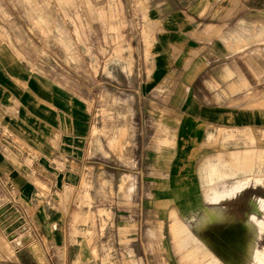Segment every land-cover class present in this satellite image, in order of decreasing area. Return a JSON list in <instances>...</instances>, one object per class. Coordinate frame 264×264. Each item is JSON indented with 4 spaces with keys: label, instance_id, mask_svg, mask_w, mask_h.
Returning a JSON list of instances; mask_svg holds the SVG:
<instances>
[{
    "label": "rangeland",
    "instance_id": "obj_1",
    "mask_svg": "<svg viewBox=\"0 0 264 264\" xmlns=\"http://www.w3.org/2000/svg\"><path fill=\"white\" fill-rule=\"evenodd\" d=\"M179 4V0H0V76H9L0 80L9 96L0 98V138L5 140L1 152L11 157L12 150H32L26 126L33 127L37 118L41 121L43 114L48 115L51 104L45 91L63 90L81 104L88 130L75 153L86 156L87 171L83 192L66 201L74 235L94 243L96 255L88 264H164V242L179 255L173 257L174 263L215 264L220 261L210 251L191 257L171 234V210L197 232L196 218L190 216L202 192L215 214L227 215L222 201L240 196L237 206L246 213L242 222L250 218L252 199L264 198L262 132H241L234 144L220 140L221 132L208 131L204 142L187 135L174 142L179 135L172 130L170 140L164 135V125L172 119L163 107L164 82L159 80L165 76V66L157 65L163 55L159 48L163 32L156 29L150 42L146 21L157 20L163 30L167 18L162 15ZM235 33L238 38L249 34ZM254 36L264 40V24ZM21 108L29 114H22ZM184 124L195 123L186 118ZM53 139L58 141V135ZM150 148L167 158L173 154L165 165L166 176L154 177L148 170L155 163L148 158ZM214 161L227 162L246 175L215 177L210 185L205 173ZM157 188L172 189L176 207H150L148 189ZM262 198L256 199L261 205ZM214 227V232L225 231L218 224L205 231ZM253 229L264 230V221L253 223ZM259 247H264V232ZM52 249L57 260L63 259L57 246Z\"/></svg>",
    "mask_w": 264,
    "mask_h": 264
},
{
    "label": "crops",
    "instance_id": "obj_2",
    "mask_svg": "<svg viewBox=\"0 0 264 264\" xmlns=\"http://www.w3.org/2000/svg\"><path fill=\"white\" fill-rule=\"evenodd\" d=\"M179 1L178 9L162 15L167 18L163 30L157 20L146 21L150 42L156 29L163 32L159 43L163 55H159L157 65L165 66V76L159 80L164 82L163 107L172 119L164 125V135L170 140L172 130L179 135L174 142L182 135L197 136L204 142L208 131L221 132L220 140L234 144L240 141L236 136L241 132L255 131L262 132L264 139V40L254 36L264 24V0ZM238 30L249 34L238 38ZM8 77L0 76V80ZM4 84H0V98L8 100ZM44 93L51 104L48 115L41 114L43 120L37 118L33 127L26 126L27 145L32 150H12L9 157L1 152V141L5 140L0 138V264H78L79 260L88 264L96 255L94 243L74 235V219L66 201L71 194L83 192L86 156L75 152L81 147L77 144L85 138L88 123L81 104L68 92L53 88ZM21 109L22 114H29ZM186 118L195 124L186 126ZM55 135L59 137L56 142ZM147 153L155 162L148 170L154 177L166 176L165 165L173 154L167 158L156 148ZM148 192L150 207H176L172 189ZM239 199L222 201L229 212L215 214L202 192L201 202L190 216L196 218L197 232L175 209L170 212V232L187 253L193 243H200L223 264H264V247H259L263 233L253 234L252 222H242L246 213L237 206ZM211 224L223 226L225 231L214 232L215 227L205 231ZM221 240L228 242L226 248L218 243ZM164 243V264H187L184 260L174 263L173 257L176 260L179 255ZM53 244L63 252V259H56ZM240 248L242 260L237 262Z\"/></svg>",
    "mask_w": 264,
    "mask_h": 264
},
{
    "label": "bare ground",
    "instance_id": "obj_3",
    "mask_svg": "<svg viewBox=\"0 0 264 264\" xmlns=\"http://www.w3.org/2000/svg\"><path fill=\"white\" fill-rule=\"evenodd\" d=\"M264 158V157H263ZM261 160H262V157H261ZM235 162V161H234ZM247 162V161H246ZM241 164V163H240ZM250 167V166H249ZM261 168V167H260ZM240 169V167H239ZM249 169V168H248ZM254 169V168H253ZM246 170V169H245ZM205 171V170H204ZM245 171H241V170H237L236 169H233L231 168L230 164H228L227 162H210L208 163L207 167H206V176H208L209 180L211 181V184H214L212 181L215 177H217L218 179L220 180H223L225 178H236L238 175L242 174V175H246ZM204 174V176H205ZM250 175V172L248 173ZM251 174H252V171H251ZM253 175V174H252ZM251 175V176H252ZM261 175V174H260ZM242 178H252V177H242ZM209 185V186H210ZM204 187V186H203ZM202 187V188H203ZM204 189V188H203ZM208 189V188H207ZM206 189V190H207ZM205 190V189H204ZM205 190V191H206ZM158 231V230H157ZM155 233H156V230H155ZM207 250L200 244V243H193L192 244V247L188 250L189 252V255H191V257H197V255H203L205 254ZM209 253V251H208ZM207 254V253H206ZM215 264H223L222 262H216Z\"/></svg>",
    "mask_w": 264,
    "mask_h": 264
},
{
    "label": "flooded vegetation",
    "instance_id": "obj_4",
    "mask_svg": "<svg viewBox=\"0 0 264 264\" xmlns=\"http://www.w3.org/2000/svg\"><path fill=\"white\" fill-rule=\"evenodd\" d=\"M257 198H262V197H260V196H258V197H254L253 199H252V206H251V214H250V218L248 219V221L249 222H252V230H254V229H256L255 227H254V229H253V223H255L256 222V225H258V223H262L263 221H264V204L263 205H261V204H259L257 201H256V199ZM262 199H264V198H262ZM257 209L260 211V212H258L257 211ZM264 232V230H262V231H257V232H253L252 231V233L253 234H260V233H263ZM208 243H210V244H212V241L210 240ZM219 244H221V245H225V248H226V246L228 245L227 243V241H223V240H221V241H219L218 242ZM237 243V242H236ZM214 244V243H213ZM217 244V243H216ZM216 244H214V248H216V250L218 251V248L216 247ZM229 245H233L231 242L229 243ZM232 248V247H231ZM241 250H239V252H241V253H239V257H237L236 258V260H237V262H239V261H241L242 260V258H241V255H242V253H243V251H242V248H240ZM254 249V248H253ZM212 250V249H211ZM227 258V257H226ZM231 260V259H230Z\"/></svg>",
    "mask_w": 264,
    "mask_h": 264
}]
</instances>
